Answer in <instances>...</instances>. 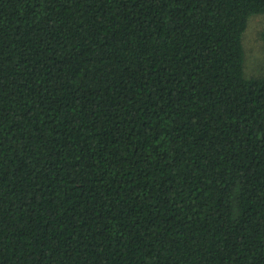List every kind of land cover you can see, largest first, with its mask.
Returning <instances> with one entry per match:
<instances>
[{"label": "trees", "instance_id": "16d2710c", "mask_svg": "<svg viewBox=\"0 0 264 264\" xmlns=\"http://www.w3.org/2000/svg\"><path fill=\"white\" fill-rule=\"evenodd\" d=\"M259 14L0 0V264H264Z\"/></svg>", "mask_w": 264, "mask_h": 264}, {"label": "rangeland", "instance_id": "374dc122", "mask_svg": "<svg viewBox=\"0 0 264 264\" xmlns=\"http://www.w3.org/2000/svg\"><path fill=\"white\" fill-rule=\"evenodd\" d=\"M263 28L264 16L261 14L254 15L250 18L248 28L244 34L246 72L248 77L264 75Z\"/></svg>", "mask_w": 264, "mask_h": 264}]
</instances>
